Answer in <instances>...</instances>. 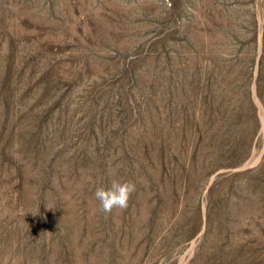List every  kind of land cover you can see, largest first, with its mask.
Segmentation results:
<instances>
[{
	"label": "rangeland",
	"instance_id": "1",
	"mask_svg": "<svg viewBox=\"0 0 264 264\" xmlns=\"http://www.w3.org/2000/svg\"><path fill=\"white\" fill-rule=\"evenodd\" d=\"M0 264H264V0H0Z\"/></svg>",
	"mask_w": 264,
	"mask_h": 264
},
{
	"label": "clouds",
	"instance_id": "2",
	"mask_svg": "<svg viewBox=\"0 0 264 264\" xmlns=\"http://www.w3.org/2000/svg\"><path fill=\"white\" fill-rule=\"evenodd\" d=\"M135 191L136 185L134 182L113 179L110 186L98 187L94 195L96 200L99 201V211L108 215L114 209H127L129 200Z\"/></svg>",
	"mask_w": 264,
	"mask_h": 264
}]
</instances>
